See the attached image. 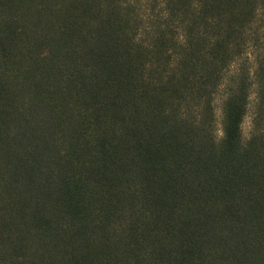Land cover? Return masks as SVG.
<instances>
[{
	"label": "trees",
	"instance_id": "1",
	"mask_svg": "<svg viewBox=\"0 0 264 264\" xmlns=\"http://www.w3.org/2000/svg\"><path fill=\"white\" fill-rule=\"evenodd\" d=\"M0 264H264V0H0Z\"/></svg>",
	"mask_w": 264,
	"mask_h": 264
},
{
	"label": "rangeland",
	"instance_id": "2",
	"mask_svg": "<svg viewBox=\"0 0 264 264\" xmlns=\"http://www.w3.org/2000/svg\"><path fill=\"white\" fill-rule=\"evenodd\" d=\"M243 129H244L245 133L248 132V130H249V117H247L245 119L244 124H243Z\"/></svg>",
	"mask_w": 264,
	"mask_h": 264
}]
</instances>
